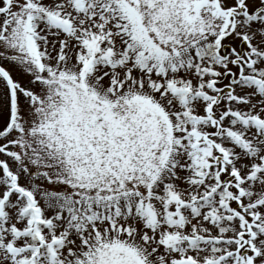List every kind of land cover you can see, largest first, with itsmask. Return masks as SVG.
Here are the masks:
<instances>
[{
  "label": "snow or ice",
  "instance_id": "6c2138e0",
  "mask_svg": "<svg viewBox=\"0 0 264 264\" xmlns=\"http://www.w3.org/2000/svg\"><path fill=\"white\" fill-rule=\"evenodd\" d=\"M0 264H264V0H0Z\"/></svg>",
  "mask_w": 264,
  "mask_h": 264
}]
</instances>
